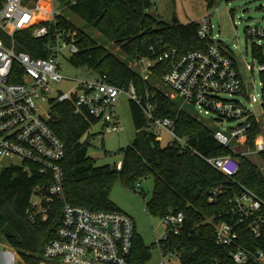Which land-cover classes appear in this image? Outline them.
<instances>
[{"label":"trees","instance_id":"obj_1","mask_svg":"<svg viewBox=\"0 0 264 264\" xmlns=\"http://www.w3.org/2000/svg\"><path fill=\"white\" fill-rule=\"evenodd\" d=\"M205 1L209 9L216 5L215 0ZM60 4L84 24V27H77L62 14L58 17L57 27L50 29L51 33L58 29L67 42L76 44L78 52L70 58L74 67L93 71L96 77L106 76L107 82L118 88L127 89L133 85L143 100L148 97L155 107V116L173 120L176 135L186 139L202 156L212 158L230 154L214 140L216 127L212 121L199 119L191 106L181 107L179 100L171 99L157 87L162 76L170 70L171 61L156 64L147 80L129 66L130 62L140 58L152 59L166 49H176L180 55L206 50L211 40L198 38V23L169 25L150 14L151 0H60ZM33 29L14 35L16 52H24L32 58L50 57L47 43L51 37L36 39L32 36ZM84 29L98 32L107 43L120 50L126 61L99 45ZM252 56L258 64L264 65L262 47L252 44ZM22 79V69L15 62L9 82L22 83ZM49 104L48 125L65 147L61 165L68 204L93 212H121L110 200L115 184L120 183L142 195L140 183L152 179V195L146 203L148 215L160 220L169 212L184 216L179 234L168 235L154 247L164 256L177 257L180 264H235L231 250L216 244L215 227L224 221L233 222L228 199L233 193H239L241 187L264 202V175L248 157L237 155L239 174L234 181H229L199 156L168 145L162 147L147 130L141 108L130 99L136 137L122 151L121 169L117 170L118 164L96 166L88 156L92 137L89 133L95 123L75 113L72 101L52 99ZM259 133L253 120V128L246 139V145L251 149ZM260 158L264 160V153ZM36 169V166L24 163L11 164L0 170V236L24 264H41L44 249L55 239L62 220L63 203L54 201L46 221H30V200L34 190L48 184ZM219 187H222V195L218 194L217 200L210 201L214 197L213 191ZM262 214L264 218V208ZM236 230L242 247L264 251V229L260 238L252 235L246 222L238 225ZM150 260V248L135 233L129 264H147Z\"/></svg>","mask_w":264,"mask_h":264},{"label":"built area","instance_id":"obj_2","mask_svg":"<svg viewBox=\"0 0 264 264\" xmlns=\"http://www.w3.org/2000/svg\"><path fill=\"white\" fill-rule=\"evenodd\" d=\"M54 1L0 0V30L12 40V47H6L0 38V157L19 160L17 165H34L36 172L47 180L48 184L37 186L31 197L29 219L32 223L46 221L50 204L54 201L63 203L61 224L55 239L46 245L41 264H129L136 233L133 219L123 212H93L66 202L61 165L65 147L48 125L49 114L42 115L38 103H49L52 99L72 101L75 113L86 117L95 126L100 125L105 133L119 134L124 129L116 110V99L121 93H126L141 108L147 130L159 142L160 134L166 133L170 138L168 146L199 156L229 181H234L239 174L237 155L260 157L264 153V105L260 103L261 113L256 114L238 100L223 98V95L244 94L245 90L234 58L214 41L211 15L202 19L197 29L200 40H211L206 50L180 55L176 49H166L152 59L140 58L137 64L141 67L140 75L147 80L156 64L171 61L170 70L161 79L168 89L166 94L179 100L181 107L191 106L199 113L203 111L206 115H213L216 118L212 120L216 127L213 138L230 154L212 158L202 156L186 139L176 135L173 120L155 116V107L148 97L143 100L133 85L127 89L118 88L107 82L106 76L70 79L75 82L73 90L58 92L52 97V84L68 79L61 73L62 50L68 48L71 55L78 52L76 44L67 42L61 31L55 29L50 32L51 28L57 27L58 17L63 14ZM261 10L264 12V6ZM257 24L246 29L247 39L264 38V30L260 23ZM31 27L34 28V38L51 37L47 43L50 57L32 58L24 52H16L14 35ZM15 62L22 69V83L9 82ZM245 70L254 72L253 66H246ZM257 71L264 78V65L258 64ZM253 120L260 133L251 149L246 145V139L253 128ZM216 121H238L239 124L224 130L217 126ZM120 169L121 162L117 165V170ZM222 193V187L215 189L210 201L217 200L218 194ZM228 206L233 222L224 221L216 225V244L231 250L235 264H264V251L242 247L236 230L238 225L246 222L252 235L260 238L264 229V202L241 187L239 193H233L228 199ZM161 222L166 228V235L161 239L164 240L168 235L179 234L184 216L169 212ZM158 244L159 240L155 242L157 247ZM169 256L174 257L172 254Z\"/></svg>","mask_w":264,"mask_h":264},{"label":"rangeland","instance_id":"obj_3","mask_svg":"<svg viewBox=\"0 0 264 264\" xmlns=\"http://www.w3.org/2000/svg\"><path fill=\"white\" fill-rule=\"evenodd\" d=\"M216 5L209 9L205 0H151L152 7L150 14L161 18L165 23L172 25L178 23L185 25L191 22L199 23L202 19L211 15L213 25L212 36L214 41L226 48L234 58L241 80L244 84L245 93L229 97L223 95L227 100H238L245 106L252 109L256 114L261 113V106L264 105V78L257 71L258 62L252 56V44L262 47L264 55V38L247 39L246 29L253 28L260 23L264 30V0H215ZM57 9H61L69 21L77 27H84L83 22L63 8L59 1H54ZM87 34L94 38L97 43L107 48L118 59L126 61L124 55L118 48L107 43L104 38L92 29H84ZM0 38L6 47H12V40L0 30ZM71 54L68 48L63 49L60 55L61 73L65 78L61 83L52 84L51 96L58 92L69 93L73 90L75 82L70 79H91L96 77L93 71L85 68H76L70 63ZM129 66L141 72V67L137 62H130ZM246 66H253L254 72L248 73ZM164 93H168L167 87L161 82L156 84ZM50 97V96H49ZM42 115L49 114V103H38ZM194 114L201 120L212 121L216 118L211 114L199 113L194 107H190ZM116 110L120 122L124 129L122 133H105L101 126L92 127L90 135V147L88 156L95 161L96 166H114L123 159L122 151L132 144L136 137V130L133 124L130 111V97L126 93H121L116 99ZM219 128L228 129L236 127L238 121H216ZM169 136L162 132L160 143L165 147L169 142ZM264 175V160L259 156L248 157ZM16 159L0 157V170L11 165L18 164ZM143 194L131 191L120 183H116L110 193V200L124 213L128 214L134 221L136 234L143 243L150 248L151 260L147 264H180L177 257L164 256L157 247L156 241L161 240L166 235V228L160 219L151 217L146 211V203L150 200L153 190L152 179H146L140 183ZM9 253H3V252ZM3 253V254H1ZM0 264H24L17 253L6 246L0 236Z\"/></svg>","mask_w":264,"mask_h":264},{"label":"crops","instance_id":"obj_4","mask_svg":"<svg viewBox=\"0 0 264 264\" xmlns=\"http://www.w3.org/2000/svg\"><path fill=\"white\" fill-rule=\"evenodd\" d=\"M120 211H121V210H120ZM121 212H122V211H121ZM123 213H124V212H123ZM125 214H126V213H125ZM127 215H128V214H127ZM3 253H9V252H6V251H5V252H3ZM3 253H1V254H3ZM9 254H11V253H9ZM11 255H12V254H11Z\"/></svg>","mask_w":264,"mask_h":264},{"label":"water","instance_id":"obj_5","mask_svg":"<svg viewBox=\"0 0 264 264\" xmlns=\"http://www.w3.org/2000/svg\"><path fill=\"white\" fill-rule=\"evenodd\" d=\"M256 26H258V24Z\"/></svg>","mask_w":264,"mask_h":264}]
</instances>
